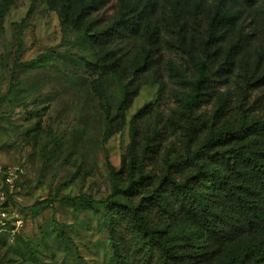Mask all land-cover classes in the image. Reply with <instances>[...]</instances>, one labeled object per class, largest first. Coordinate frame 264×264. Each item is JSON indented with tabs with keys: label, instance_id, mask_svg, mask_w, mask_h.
Segmentation results:
<instances>
[{
	"label": "trees",
	"instance_id": "trees-1",
	"mask_svg": "<svg viewBox=\"0 0 264 264\" xmlns=\"http://www.w3.org/2000/svg\"><path fill=\"white\" fill-rule=\"evenodd\" d=\"M108 1L47 0L61 16L71 11L78 41L93 56L83 61L97 75L95 89L107 77L121 84L115 124L125 120L144 85L160 82L164 43L191 60L195 73L181 74L187 89L176 119L184 153L167 158L160 175L148 169L156 133L140 129V119L152 107L146 103L131 119L132 146L143 134L142 150H131L129 161L114 173L127 184H116L105 199L81 194L70 200L104 213L113 264H264V114L241 107L237 119L218 123L228 101L219 86L238 66L244 67V97L264 84V51L253 57L247 48L252 34L264 32V3L115 0L113 15L102 22L96 14ZM11 2L1 0L0 19ZM246 18L250 32H245ZM212 97L218 104L215 120L200 139L199 109ZM38 204L53 206L48 199ZM56 238L67 242L62 224Z\"/></svg>",
	"mask_w": 264,
	"mask_h": 264
},
{
	"label": "rangeland",
	"instance_id": "rangeland-1",
	"mask_svg": "<svg viewBox=\"0 0 264 264\" xmlns=\"http://www.w3.org/2000/svg\"><path fill=\"white\" fill-rule=\"evenodd\" d=\"M114 9L115 0H109L96 17L106 22ZM248 21L245 32L251 31ZM79 36L71 11L61 16L47 0H12L0 19V264H113L104 213L70 199L81 194L105 199L116 184H127L114 173L129 161L131 150H142L143 134L132 146L131 119L144 104L152 107L140 129L156 133L148 169L160 175L167 158L184 153L176 119L187 89L181 74L195 73L191 60L164 43L160 82L144 85L125 120L115 124L121 84L107 77L95 89L97 75L83 61L93 56ZM247 48L253 57L264 51V32L252 34ZM243 72L238 66L219 86L228 101L218 123L237 119L241 107L264 114V84L244 97ZM217 108L215 97L200 107V139ZM45 199L53 206H34ZM61 224L65 244L56 238Z\"/></svg>",
	"mask_w": 264,
	"mask_h": 264
}]
</instances>
